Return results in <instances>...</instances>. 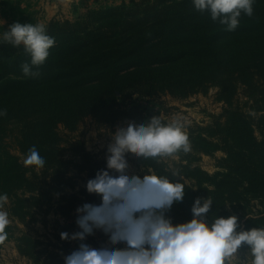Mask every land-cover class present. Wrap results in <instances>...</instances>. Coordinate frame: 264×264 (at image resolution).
Returning <instances> with one entry per match:
<instances>
[{
	"label": "trees",
	"instance_id": "16d2710c",
	"mask_svg": "<svg viewBox=\"0 0 264 264\" xmlns=\"http://www.w3.org/2000/svg\"><path fill=\"white\" fill-rule=\"evenodd\" d=\"M80 5L81 12L75 6V20L52 19L46 24L56 43L36 77L22 72V63L29 59L22 47L0 44V109L7 110L0 116V193L12 200V215L25 224L37 221V212L46 216L55 208L56 196L60 200L55 211L64 218L84 202H99L85 186L74 192L77 177L69 174H86V184L106 167V159L88 151L80 137L64 139L60 126L74 133L89 116L108 126L145 121L142 108L133 104L135 96L157 99L168 94L183 100L218 87L223 113L207 126L189 129L192 152L186 163L172 169L163 159L144 161L134 153L128 158L140 175L144 168L159 174L179 171L186 190L183 201L168 212L174 222L190 220L195 199L210 196L215 202L209 215H236L241 229L264 225V0H256L254 15L242 17L235 31L196 10L192 0ZM20 14L22 23L38 22ZM7 27L0 25V32ZM242 91L253 110L241 105ZM9 138L24 156L36 146L45 166H31L29 171L10 149ZM216 152L225 156L215 174L195 165L197 155ZM13 229L7 225L0 230V251ZM21 240L32 249L39 243ZM61 250L70 253V242ZM241 250L247 251V246ZM32 251L21 249L27 256H33ZM37 253H45V259L38 255L36 262L64 264L54 251Z\"/></svg>",
	"mask_w": 264,
	"mask_h": 264
},
{
	"label": "clouds",
	"instance_id": "9594fccd",
	"mask_svg": "<svg viewBox=\"0 0 264 264\" xmlns=\"http://www.w3.org/2000/svg\"><path fill=\"white\" fill-rule=\"evenodd\" d=\"M255 2L192 0L196 10L209 13L227 31H235L242 17L254 15ZM3 43L22 47L29 57L21 65L22 72L36 77L56 40L42 22L16 21L0 32V44ZM6 114V109H0V116ZM110 135L106 167L85 184L86 191L98 196L99 202L79 205L75 210L78 230L61 233L62 239L78 242V247L64 256V264H264V225L241 229L236 215H209L215 202L210 196L195 199L190 220L174 222L168 212L183 201L186 190L179 171L159 174L144 168L140 175L130 170L129 153L144 161L159 162L181 151L190 152L183 118L165 120L156 115L148 121L131 120ZM23 163L43 168L46 161L33 146ZM173 177H182V181ZM7 201L8 194L0 193V230L9 223L4 210ZM97 231L103 232L107 241L89 243L88 237ZM243 246L247 251L241 255Z\"/></svg>",
	"mask_w": 264,
	"mask_h": 264
},
{
	"label": "rangeland",
	"instance_id": "374dc122",
	"mask_svg": "<svg viewBox=\"0 0 264 264\" xmlns=\"http://www.w3.org/2000/svg\"><path fill=\"white\" fill-rule=\"evenodd\" d=\"M130 1V0H129ZM126 1V2H129ZM95 0L84 2L86 7L98 8L101 5L109 6L115 4H94ZM121 4V3H120ZM119 5V4H116ZM81 5H79L80 8ZM82 11V8H80ZM75 10V5L73 6V11ZM20 11L24 12L25 16L36 17L38 22L43 21L44 6L41 5L40 0H3L0 2V20L4 21V24L0 25L9 26L16 21H21L22 16ZM46 12V11H45ZM75 13V12H74ZM77 14H73L72 10L63 13L61 16H57L53 19H70L75 20ZM46 25V24H45ZM218 87H212L208 93H199L193 95L187 99H177L170 95H163L157 99H143L141 97L135 96L133 99V104L139 105L142 108L144 120L148 121L152 116L161 115L165 120L173 119L180 116L186 121L187 131L191 127L196 125L207 126L212 123L215 117L220 116L223 113L225 104L218 100ZM240 103L248 110L252 108L253 102L245 97V93L242 91L239 94ZM246 102H249L245 105ZM253 110V108H252ZM256 114V113H255ZM127 122H118L113 126H108L100 123L96 118L89 116L85 118L80 124L78 131L71 133L66 130L63 126L59 127V132L67 141L74 140L78 137L85 141V145L88 151L97 155L101 159H106L107 146L112 142L111 132H114L118 127L126 125ZM257 135L260 137V129H257ZM8 145L10 149L19 156L21 163L24 165L23 160L25 158L16 147V141L14 138L8 139ZM67 146L69 142L65 143ZM188 153L179 152L172 157L164 158L163 160L172 169H177L178 164L184 162L191 156ZM225 156L223 152H216L214 156H208L205 154L197 155V160H195V165L200 166L203 170L210 174H215L221 168L218 165V161ZM25 166V165H24ZM26 167V166H25ZM31 171V166L26 167ZM130 170L134 174H140L141 170L138 169L135 163L130 161ZM37 172L42 173L40 169H36ZM70 176L77 177V186L74 192H79L82 187L85 186L84 178L86 174H78V172L72 170L69 174ZM69 192H73L69 190ZM59 197L56 196L54 207L56 208L59 202ZM12 200L8 199L7 203L4 205V210L8 213L9 223L8 225L14 227L12 238L3 245L0 251V264H43L42 262H36L35 257L40 256L41 261L45 259V253H37L40 250L54 251L61 255L64 259L65 254L62 252L61 248L64 246L65 242H70L71 249L78 247V242L73 240H65L61 238L62 232H75L78 230L76 224V212L74 211L72 215L68 218H64L60 214L56 213V209L53 208L49 214L44 216L43 213L37 212L35 218L37 221L28 219L29 224L20 222L19 219L11 213ZM25 237L32 238V240L38 241L36 245L31 248V245L25 240H21ZM107 241V236L101 232L97 231L95 235L88 237V242L94 245H99ZM56 245V247L54 246ZM27 248L30 252L34 253L33 256H27L21 253V249ZM246 251L240 250V254L243 255ZM37 253V254H36ZM32 255V254H31Z\"/></svg>",
	"mask_w": 264,
	"mask_h": 264
},
{
	"label": "crops",
	"instance_id": "0c3cea01",
	"mask_svg": "<svg viewBox=\"0 0 264 264\" xmlns=\"http://www.w3.org/2000/svg\"><path fill=\"white\" fill-rule=\"evenodd\" d=\"M3 0H0L2 3ZM21 1V0H20ZM84 1L87 3L89 0H40L41 5L44 6V12H43V21H45V24H47L49 21H51L53 18L57 16H61L63 13L68 12L72 10L73 6H79L80 3ZM93 1V0H91ZM126 2L129 0H95L96 4H120L122 2ZM22 2L25 3V0H22ZM46 11V12H45Z\"/></svg>",
	"mask_w": 264,
	"mask_h": 264
}]
</instances>
